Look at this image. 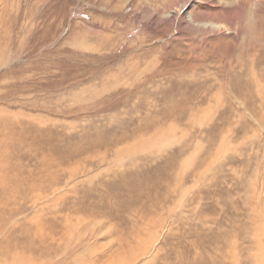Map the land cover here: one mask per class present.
I'll use <instances>...</instances> for the list:
<instances>
[{
  "label": "rangeland",
  "instance_id": "1",
  "mask_svg": "<svg viewBox=\"0 0 264 264\" xmlns=\"http://www.w3.org/2000/svg\"><path fill=\"white\" fill-rule=\"evenodd\" d=\"M184 1L0 0V196L16 191L0 203L6 252L45 217L50 248L34 264L103 263L133 224L151 236L156 217L162 227L137 264H203L217 244V263L253 264L264 0H212L216 10ZM159 130L160 142L117 154ZM84 241L104 248L91 257Z\"/></svg>",
  "mask_w": 264,
  "mask_h": 264
},
{
  "label": "bare ground",
  "instance_id": "2",
  "mask_svg": "<svg viewBox=\"0 0 264 264\" xmlns=\"http://www.w3.org/2000/svg\"><path fill=\"white\" fill-rule=\"evenodd\" d=\"M188 1V0H187ZM187 1H184V3H183V5L182 6H185L186 5V3H187ZM206 4H208V5H210V4H212V0H203ZM167 4V3H166ZM211 6V5H210ZM160 8V7H159ZM162 8V7H161ZM211 8H213V9H215L216 10V8H214V6H211ZM218 9V8H217ZM230 10V9H229ZM156 11V10H155ZM167 10H165V12H166ZM231 11V10H230ZM161 12V11H160ZM223 13V12H222ZM227 13V12H226ZM233 13V12H232ZM234 14V13H233ZM222 16V15H221ZM229 18V17H228ZM173 21V20H172ZM194 21H195V19H194ZM189 23V22H188ZM190 24V23H189ZM193 24V23H192ZM194 25V24H193ZM215 25H216V23H215ZM169 38H171V37H169ZM159 39V38H158ZM173 41V40H172ZM155 47V46H154ZM174 48V47H173ZM160 50V49H159ZM152 51V50H151ZM175 52V51H174ZM163 53V52H162ZM173 53V52H172ZM174 54V53H173ZM154 56H156V55H154ZM182 67V66H181ZM184 72V71H183ZM177 73V72H176ZM174 76H175V74H174ZM5 108V107H4ZM192 110V109H191ZM3 111V110H2ZM6 112V111H5ZM9 112V111H8ZM24 113V112H23ZM203 114H206V112H202ZM13 114V113H12ZM11 114V115H12ZM27 114H29V113H27ZM17 115V114H16ZM5 116L7 117V115H3L2 117H3V120H2V122L0 121V123H4V124H2V127H6L8 124H7V119H5ZM21 116V115H20ZM0 117H1V115H0ZM17 117V116H16ZM27 117V116H26ZM34 118V117H33ZM1 119V118H0ZM35 119V118H34ZM194 119V118H193ZM36 120H37V117H36ZM47 120V119H46ZM41 122H42V124H44L45 123V121H42V120H40ZM39 121V122H40ZM50 121V120H49ZM40 122V123H41ZM51 124V123H50ZM45 128V127H44ZM32 131V130H31ZM161 133H162V131L160 132V130L159 131H157V133L154 135L153 134V136H149V140L148 141H145V142H143V143H138V144H136V146L135 145H133V146H130L129 148H127L126 149V151H124V152H117V154H120V155H122V154H128V155H131L132 154V152L134 153V152H136V151H140L141 150V148L142 147H144L145 145H147L148 144V146H150V145H153V144H156V141H157V139L159 138L158 136H157V134H160L161 135ZM163 133H165V131L163 130ZM30 135V134H29ZM163 135V134H162ZM161 135V136H162ZM40 136V135H39ZM168 136V135H167ZM34 138V137H33ZM164 141V140H163ZM3 142V139H1V137H0V145H2V146H6L7 145V143L6 142H4V143H2ZM157 142H160V141H157ZM117 151H120V149L119 150H117ZM122 156H124V155H122ZM117 158H119V156L117 157ZM49 160V159H48ZM210 163V162H209ZM51 166V160H49V165H48V167H47V169L49 168ZM7 171V170H6ZM6 173H8V175H9V177H10V173L9 172H6ZM38 174H40V173H38ZM14 176V175H13ZM3 177V176H2ZM40 177H42V175H40ZM33 179V178H32ZM218 179V178H217ZM16 180V179H15ZM35 180V179H34ZM34 180H32V181H34ZM55 180V176H51V181H54ZM51 181L50 180H45V181H43V184L45 183V185L46 186H49L50 184H51ZM20 184V183H19ZM9 186V185H8ZM17 186H18V184H17ZM33 186V185H32ZM255 186V185H254ZM174 188V190H175V187H173ZM29 189H31V188H29ZM3 194L0 196V203L1 204H3V205H5L7 202H8V200L14 195V193L16 192L15 190L14 191H11L10 189H8V187H4L3 188ZM173 190V189H172ZM48 191V190H47ZM46 191V192H47ZM22 192V191H21ZM175 192V191H174ZM207 193V192H206ZM253 197L254 196H252V198H251V200H250V202L251 201H253ZM34 198H36L34 201H39V200H37V199H39V198H42V197H40V194H37L36 195V197H34ZM57 199H60V198H57L56 197V200ZM55 200V199H54ZM55 204L54 205H56L57 206V201H55L54 202ZM236 207V206H235ZM252 208H253V216H254V218H255V223H257L258 224V226H254V228H255V231L254 232H252V233H254L253 235H255L256 237H257V240H259V243H256V248H253L254 249V251L253 252H255L256 254L255 255H252V262H253V264H264V245L262 244L263 242L261 241V239H259V237H258V234L259 233H264V218L263 217H261L260 215H259V213H257V211H255V208L253 207V206H251ZM232 208V207H231ZM39 209V208H38ZM41 211H43V210H37V213H36V215L35 216H33L35 219H39L40 217H41ZM51 212V211H50ZM43 213V212H42ZM261 214V213H260ZM4 215V214H3ZM6 215V214H5ZM8 215V214H7ZM48 215V214H47ZM241 215H242V213H241ZM46 216V215H45ZM81 216V215H80ZM152 216H154V215H152ZM204 216V215H203ZM207 217V216H206ZM204 218L205 219V221H204V223H203V227L205 228V229H213V227L211 226V225H209V223H208V220H207V218ZM228 217V216H227ZM83 218V217H82ZM81 218V219H82ZM154 218V217H153ZM2 219H4V216H2ZM46 218L45 217H42L40 220H38V222L37 223H35V226L34 227H32L31 229H27L26 230V232H28V234H27V236L24 238V239H22L21 240V244H19V245H17L16 244V246H12V247H10L9 248V251L8 252H6L7 251V247H8V245H0V264H34V259L32 258V257H34V258H36L35 256H34V254H36V255H40V254H42V255H44L43 253L47 250V249H49L50 247H48V246H46L45 245V243H44V241H45V236L48 238V236H47V234H49L50 232L49 231H47V232H45V226H46V220H45ZM69 219V218H68ZM32 220V219H31ZM85 220V219H84ZM143 220H146V219H144L143 218ZM155 220H156V217H155V219H153V220H149L150 221V223L148 224V227H150L151 225H153V227L152 228H154L155 230H153L150 234H151V236H149V235H147L148 233H147V231H146V229H145V227H143V226H141V225H139V223L137 222V223H135V224H133V226H132V228H131V232L129 233V237L125 240L124 239V241H123V243L120 245V250H123V249H125L126 247V249L124 250V252H119L120 250H118V249H116V251L118 250V253H116V254H114V255H111L110 257H108L109 259H107L105 262H103V263H99L98 261H96V262H98V263H96L95 261L93 262V264H137L138 263V261H140L139 259H142V258H146V256L147 255H149V252H150V250H151V247H152V245H153V243H154V241H155V239H156V237H157V230L160 228V227H162V219L160 220V221H157V222H155ZM217 220V219H216ZM71 221V220H70ZM166 221V220H165ZM86 222V220L85 221H76V224L78 225V226H80V223H85ZM163 222H164V219H163ZM219 222V221H218ZM29 223V222H28ZM71 223V222H70ZM73 223H75V222H73ZM231 223V222H230ZM72 225V224H71ZM89 225V224H88ZM252 225V224H251ZM5 226H6V224H5V222H1L0 223V232L3 230V229H5ZM86 226V225H85ZM221 226V225H220ZM74 227H76V225L74 224ZM87 227V226H86ZM89 227V226H88ZM150 227V228H151ZM84 228V227H83ZM147 228V227H146ZM253 228V229H254ZM80 229H82V228H80ZM215 230V228L213 229V231ZM78 231V230H77ZM90 231V230H89ZM99 232H100V230H98ZM216 231H217V229H216ZM250 231H252V230H250ZM25 232V233H26ZM81 232V231H80ZM210 233H211V230L209 231V233L206 235V236H208V235H210ZM238 233V232H237ZM58 235H60V234H58ZM72 235V234H71ZM71 235H70V237H71ZM55 236V235H54ZM73 236V235H72ZM57 237V236H56ZM67 238V237H66ZM245 238V237H244ZM261 238V237H260ZM58 239V238H57ZM83 239H85V238H83ZM130 239V240H129ZM241 239V238H240ZM243 239V238H242ZM246 239V238H245ZM61 240V239H60ZM196 240V239H195ZM247 240V239H246ZM257 240H255V241H257ZM38 241H41L42 243H43V249H42V251H40L39 253H35V249L37 250V248L38 247H41L42 245V243L41 244H39L38 243ZM62 241V242H61ZM60 242L61 243H63V240H61ZM80 241V240H79ZM199 241H202V240H199ZM64 242H66V241H64ZM235 242V239L234 238H228V239H226V243L229 245V246H231V244H233ZM201 244V243H200ZM252 243H250V245H251ZM41 245V246H40ZM59 245V244H58ZM57 245V246H58ZM81 248H89L90 250H88V252H89V254H90V256L91 257H94L95 256V253H97V252H100L101 250H103V248H104V246L103 245H101L99 248H92V247H90V246H87L86 244H85V241L84 242H82L81 244ZM202 245V244H201ZM253 245H254V242H253ZM248 246V245H247ZM255 246V245H254ZM57 248V247H56ZM100 248H101V250H100ZM197 248H199V247H197ZM58 249V248H57ZM60 249V248H59ZM75 249V248H74ZM249 249V248H248ZM259 249H262V251L259 253L258 252V250ZM56 250V249H55ZM65 250H66V248H65ZM230 251V253L232 252V253H236V249H235V247H233V248H231V250H229ZM252 251V250H251ZM69 252V251H68ZM239 252V251H238ZM54 253V252H53ZM61 253H63V251L61 252ZM73 253H74V251H73ZM113 253V252H112ZM111 253V254H112ZM249 253V252H248ZM75 254V253H74ZM251 254V253H250ZM249 254V255H250ZM41 255V256H42ZM49 255H50V253H49ZM60 255V254H59ZM220 255V254H219ZM223 255V254H222ZM58 256V255H57ZM62 256V255H61ZM194 256V255H193ZM217 256H218V244L215 246V248L214 249H211L210 251H209V249L208 250H206V252H205V254L203 255V264H219V262L217 263ZM221 256V255H220ZM39 257V256H38ZM37 257V258H38ZM224 257V256H223ZM251 257V256H250ZM44 258V257H43ZM63 258V257H62ZM65 258V257H64ZM63 258V259H64ZM71 258H72V256H71ZM231 258V257H230ZM47 259V258H46ZM45 259V260H46ZM57 259V258H56ZM62 259V260H63ZM94 259H97V257H95ZM220 259V258H219ZM36 260V259H35ZM66 260V259H65ZM63 261V262H66V261ZM152 260V259H151ZM224 260H225V258H223L222 259V261H221V263L223 264L224 263ZM251 260L249 261L250 263H251ZM39 261H41V260H39ZM75 261V260H74ZM153 261V260H152ZM146 262V261H145ZM42 263V262H41ZM51 263V262H50ZM60 263V262H59ZM68 262H66V264H67ZM73 263V262H72ZM220 263V264H221ZM232 263L233 264H238L237 262H234V261H232ZM147 264H152V262L151 261H147Z\"/></svg>",
  "mask_w": 264,
  "mask_h": 264
}]
</instances>
